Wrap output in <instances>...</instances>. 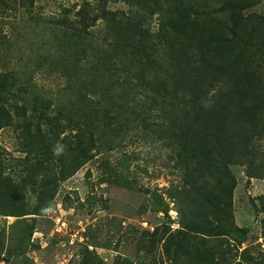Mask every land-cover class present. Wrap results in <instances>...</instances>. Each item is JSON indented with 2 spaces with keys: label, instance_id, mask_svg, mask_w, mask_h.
Returning a JSON list of instances; mask_svg holds the SVG:
<instances>
[{
  "label": "trees",
  "instance_id": "obj_1",
  "mask_svg": "<svg viewBox=\"0 0 264 264\" xmlns=\"http://www.w3.org/2000/svg\"><path fill=\"white\" fill-rule=\"evenodd\" d=\"M36 1L13 0L26 11ZM143 1L142 13L122 19L106 9L81 16L84 30L108 17L113 40L101 49L78 36L80 29L75 37L62 27L52 34L43 61L63 73H84L73 98L51 97L26 72L0 70V128L18 132L23 153L19 169L0 159V214L15 222L45 215L57 186L87 162L125 135L149 138L164 147L165 166L176 174L153 194L167 217L173 203L178 225L143 229L138 250H158L160 264H254L247 248L238 252L251 228L234 221L230 166L264 178V29L248 24L245 12L260 0ZM99 88L106 94L96 99ZM57 143L65 146L59 157L52 151ZM127 158H100L99 183L135 187ZM25 185L33 204L25 200ZM258 198L264 211V194Z\"/></svg>",
  "mask_w": 264,
  "mask_h": 264
},
{
  "label": "rangeland",
  "instance_id": "obj_2",
  "mask_svg": "<svg viewBox=\"0 0 264 264\" xmlns=\"http://www.w3.org/2000/svg\"><path fill=\"white\" fill-rule=\"evenodd\" d=\"M143 2L37 0L34 7L26 11L13 0H0V70L26 72L31 74L39 90L51 97L61 94L64 98H73L77 96L84 73L79 69L77 74L63 73L62 69H51L48 61H43L49 52L47 41L52 34L62 27L71 30L75 37L74 30L80 29L78 36L84 34L93 47L101 49L113 40L106 30L110 23L108 17L98 18L84 30L81 16L106 9L116 19H122L142 13ZM212 2L208 0L205 4L213 5ZM245 12L250 18L248 24L264 29V0ZM156 23L154 16L152 30H156ZM6 35L9 41L3 45ZM90 44L87 46L91 47ZM40 63L42 66H38ZM84 91L93 94L90 87ZM116 91L112 90V94ZM94 93L96 99L106 94L100 88ZM17 134L12 127L0 128V159L5 158L14 169H19L23 160ZM120 141L113 150L98 154L58 185L54 203L45 215L15 222L16 216L0 214V264H119L124 261L122 258L139 264H160L158 250L155 253L139 251L137 239L143 229L151 231L163 221H168L172 227L178 225L173 203L169 201L167 217L160 211L159 199L153 194L163 191L177 177L171 165L165 166L166 150L161 144L128 135ZM261 144L264 148V143ZM125 155L131 169L129 175L135 178L137 185L99 183L100 158L117 159ZM230 169L236 178L234 221L239 227L251 228L246 240L237 245L238 252L247 248L249 254L257 258L254 264H264V225L261 222L264 211L258 198L264 194V178L248 177L242 165H232ZM24 187L29 190L24 195L25 200L33 204L35 196L30 186Z\"/></svg>",
  "mask_w": 264,
  "mask_h": 264
},
{
  "label": "clouds",
  "instance_id": "obj_3",
  "mask_svg": "<svg viewBox=\"0 0 264 264\" xmlns=\"http://www.w3.org/2000/svg\"><path fill=\"white\" fill-rule=\"evenodd\" d=\"M52 151L54 156L59 157L65 154V146L60 143H57L56 145H54Z\"/></svg>",
  "mask_w": 264,
  "mask_h": 264
}]
</instances>
